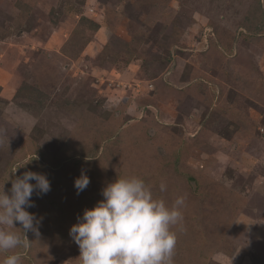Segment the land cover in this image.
Returning a JSON list of instances; mask_svg holds the SVG:
<instances>
[{
  "label": "rangeland",
  "instance_id": "374dc122",
  "mask_svg": "<svg viewBox=\"0 0 264 264\" xmlns=\"http://www.w3.org/2000/svg\"><path fill=\"white\" fill-rule=\"evenodd\" d=\"M0 80V186L51 185L0 260L79 264L69 228L122 165L186 197L174 264H264V0H0Z\"/></svg>",
  "mask_w": 264,
  "mask_h": 264
},
{
  "label": "clouds",
  "instance_id": "9594fccd",
  "mask_svg": "<svg viewBox=\"0 0 264 264\" xmlns=\"http://www.w3.org/2000/svg\"><path fill=\"white\" fill-rule=\"evenodd\" d=\"M14 177L9 178L11 188L7 192L0 186V252L24 244L21 235L12 230L15 224L21 226L25 238L28 232L39 235L41 219L27 209L35 206L34 193L41 196L51 190L42 173L25 171ZM89 183L82 171L74 179L77 194ZM165 190L162 182L160 191ZM101 194L103 199L85 208L82 218L69 228L70 237L79 247V264H174L177 234L173 228L183 224L185 196H177L169 205L154 197L151 188L137 176L116 178ZM0 264H21V257L11 252Z\"/></svg>",
  "mask_w": 264,
  "mask_h": 264
},
{
  "label": "trees",
  "instance_id": "16d2710c",
  "mask_svg": "<svg viewBox=\"0 0 264 264\" xmlns=\"http://www.w3.org/2000/svg\"><path fill=\"white\" fill-rule=\"evenodd\" d=\"M76 110H78V108L76 109ZM85 109L83 108V107H81V109H79L78 111H83V114L81 113V116H83V117H85L86 115H85V113H87L86 111H84ZM76 114H78L79 115V113L76 111ZM95 117L97 116L96 114L94 115ZM107 126H108V129L109 128H113L115 125H116V122H113V123H109V124H106ZM104 132H106L105 131V128H104ZM111 141V140H110ZM110 142L109 141H107L106 142V144L108 145ZM147 153H149L148 151H147ZM146 153V154H147ZM134 156H131V158H132V160L131 161H128V160H125V161H127V163L128 164H132V165H134V166H136L137 165V168L139 169V171L140 170H142V168H145L144 166H145V164H144V162H146V159H147V157H145V156H137V155H139L137 152H136V150L134 151ZM132 154V155H133ZM85 161H87V160H85ZM84 161V162H85ZM89 162H91V161H89ZM142 162V163H141ZM95 164V163H94ZM123 164V163H122ZM144 170V169H143ZM131 171V170H130ZM130 171H129V168H123V166L122 165H120L119 166V170H118V175H123V176H132V175H130ZM139 171H138V173H139ZM81 172H82V170H81ZM92 171H90V172H88V174H86L88 177H89V179H90V182L91 181H93V178H91L92 177V175L94 174V171L91 173ZM73 185V184H72ZM76 190V189H75ZM85 192H88V191H86V190H84ZM83 191V192H84ZM81 193V192H80ZM73 196H74V198L76 197V199L78 198L77 196V194L76 193H74L73 194ZM36 199H39L40 200V197H36ZM35 199V200H36ZM77 203H78V201H77ZM85 203V202H84ZM34 204H35V202H34ZM80 204H82V203H80ZM85 204H87V203H85ZM28 210V209H27ZM30 213H32L31 211H30ZM36 216H37V213H34ZM37 218L39 219V217L37 216ZM41 221H42V223L44 222V223H47V221L46 220H44V218H41ZM41 224V223H40ZM176 247H178V245H177V243H176ZM176 247H175V254H174V256L177 254V249H176Z\"/></svg>",
  "mask_w": 264,
  "mask_h": 264
},
{
  "label": "crops",
  "instance_id": "0c3cea01",
  "mask_svg": "<svg viewBox=\"0 0 264 264\" xmlns=\"http://www.w3.org/2000/svg\"><path fill=\"white\" fill-rule=\"evenodd\" d=\"M1 81V80H0Z\"/></svg>",
  "mask_w": 264,
  "mask_h": 264
}]
</instances>
